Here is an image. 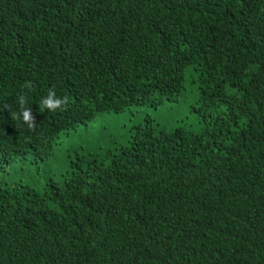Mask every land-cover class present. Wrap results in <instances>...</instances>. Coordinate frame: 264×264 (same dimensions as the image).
Wrapping results in <instances>:
<instances>
[{
  "label": "trees",
  "instance_id": "1",
  "mask_svg": "<svg viewBox=\"0 0 264 264\" xmlns=\"http://www.w3.org/2000/svg\"><path fill=\"white\" fill-rule=\"evenodd\" d=\"M188 73L199 130L146 116L42 189L0 180V264H264V0H0V168Z\"/></svg>",
  "mask_w": 264,
  "mask_h": 264
},
{
  "label": "rangeland",
  "instance_id": "2",
  "mask_svg": "<svg viewBox=\"0 0 264 264\" xmlns=\"http://www.w3.org/2000/svg\"><path fill=\"white\" fill-rule=\"evenodd\" d=\"M190 84L177 102H164L159 105L144 104L132 106L120 113H103L87 123L63 132L56 141L51 157L34 160L32 156L0 168V180L8 183L24 182L31 187L42 189L50 177H58L77 153L103 154L127 145L130 141L132 125L152 118L158 130L171 131L185 124L195 130L201 127L200 118L193 108L194 82L188 73Z\"/></svg>",
  "mask_w": 264,
  "mask_h": 264
},
{
  "label": "clouds",
  "instance_id": "3",
  "mask_svg": "<svg viewBox=\"0 0 264 264\" xmlns=\"http://www.w3.org/2000/svg\"><path fill=\"white\" fill-rule=\"evenodd\" d=\"M25 87L31 88L32 87L31 81H26ZM18 102L20 105V110L19 112L12 113V119L19 121L22 118L23 122L30 129H34L36 118L33 115L32 110L25 107L26 98L23 95H21L20 97H18ZM67 103H68L67 96L63 97V99L57 98L55 91L50 89L48 95L40 101L39 111L43 112L45 109H47L52 112H55L57 109H61L62 106L66 105ZM5 107L7 108L8 106L6 105Z\"/></svg>",
  "mask_w": 264,
  "mask_h": 264
}]
</instances>
